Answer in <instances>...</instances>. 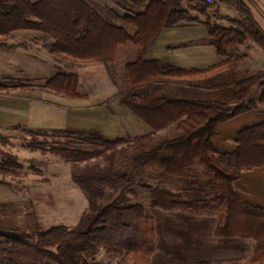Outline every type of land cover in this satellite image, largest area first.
I'll use <instances>...</instances> for the list:
<instances>
[{
	"label": "trees",
	"instance_id": "trees-1",
	"mask_svg": "<svg viewBox=\"0 0 264 264\" xmlns=\"http://www.w3.org/2000/svg\"><path fill=\"white\" fill-rule=\"evenodd\" d=\"M111 1L124 11L116 15L123 25L110 21L86 0H0L2 47L24 46L5 42L12 32L38 31L52 38L48 49L52 56L78 64L100 62L111 69L112 76L118 49L127 44L134 47L135 58L124 64L126 87L120 89L113 79L120 103L151 129L131 140L109 139L95 130L29 131L58 138L52 144L35 139L30 147L48 150L70 163L71 177L88 206L72 227L28 231L0 216V264H88L87 259L100 250L119 254L116 264H150L155 247L152 231L148 235L141 229L145 206L129 203L127 196L136 195L137 175L176 184L172 191L142 181L150 208L214 215L218 219L215 236L252 240L248 261L264 264V207L240 201L234 190L242 171L264 165V123L238 132L232 153L216 152L212 143L220 123L264 104V71L239 77L236 70L247 55L231 50L249 39L264 51V31L244 0H219L233 5L239 14V18H228V26L211 21L208 9L213 0H147L143 9L134 8L141 0ZM183 22L205 25V42L223 59L191 70L164 60H147L161 30ZM126 25L133 28L132 33ZM171 84L178 87L174 90ZM76 86V75L69 73L57 74L42 88L84 98ZM0 90L6 87L0 84ZM170 128L174 131L170 136L156 137V132ZM93 159H103L107 165L100 167L91 163ZM19 167L9 155L0 160V175H17Z\"/></svg>",
	"mask_w": 264,
	"mask_h": 264
},
{
	"label": "crops",
	"instance_id": "crops-1",
	"mask_svg": "<svg viewBox=\"0 0 264 264\" xmlns=\"http://www.w3.org/2000/svg\"><path fill=\"white\" fill-rule=\"evenodd\" d=\"M86 1L116 25H123L116 15L122 16L124 11L111 0ZM244 1L264 31V0ZM146 2L141 0L134 8L143 9ZM125 27L128 32H133L132 27ZM207 36V28L201 23L183 22L164 28L149 49L146 59L164 60L184 70L206 68L223 59L212 45L205 42ZM5 42L24 46H0V80H11L14 81L11 86L23 84L29 88H16L10 94L0 95V128H21L33 132L95 130L106 138L125 140L151 133L147 125L120 103L119 87L109 71L111 69L105 64H78L56 58L48 51L53 43L52 38L38 31L18 30L12 32ZM127 46L120 47L118 52ZM69 73L76 75V91L84 98H72L42 88L57 74ZM176 86L169 85L174 90ZM261 123H264V104L220 123L212 142L214 150L219 153L234 152L238 132ZM59 183L67 184L73 191V204L70 203V206L77 210L73 220L63 223L72 227L88 204L82 209L84 194L71 174L55 184ZM234 190L240 201L264 207V165L242 171L234 182ZM148 208L155 220V250L150 256L151 264L239 259L249 257L253 251L254 242L250 239L215 236L218 219L214 215H192Z\"/></svg>",
	"mask_w": 264,
	"mask_h": 264
},
{
	"label": "rangeland",
	"instance_id": "rangeland-1",
	"mask_svg": "<svg viewBox=\"0 0 264 264\" xmlns=\"http://www.w3.org/2000/svg\"><path fill=\"white\" fill-rule=\"evenodd\" d=\"M208 13L213 23L227 26L231 25L228 18H239V14L233 5L219 0H213ZM216 15H218V18ZM130 33H132V30ZM231 50L247 55L236 70L239 77L264 71V51L253 41L248 39L244 44L235 45ZM135 54V48L128 44L127 47L118 52L112 65V73L120 89L126 87L124 64L133 60ZM13 83L14 81L11 80H0V84L6 87V90H0V95H7L15 90L11 86ZM172 133L174 131L170 128V130L160 132L156 137L170 136ZM35 139L39 142L45 141L52 144L58 138L50 133L32 134L27 129L0 128V160L11 155L20 164V167L16 169L17 175H0V181L3 182L0 183V216L9 219L8 224L18 228H28V231H32L36 227L46 229L49 226L52 227V225L62 224L68 226L63 223L73 220L77 210L70 206L71 200H73V191L70 190L67 184L59 183L60 185H56L55 183L61 181L62 177L71 174L70 163L48 150L42 152L39 149L30 147L31 141ZM123 145L124 143L117 144L116 147L120 148ZM91 163H97L100 167L107 165V162L103 159H93ZM43 177H48L49 181ZM142 181L153 185L158 184L172 191H176L177 187L174 181L159 183L156 179H145L141 175H137L133 184L136 195L127 194L129 203L139 202L147 207L145 210L146 218L141 229L148 235L152 231L154 242L155 220L149 212V196L140 187ZM81 203L82 209L88 204L84 195ZM58 222L61 223L58 224ZM119 258V254H110L105 250H100L96 256L88 258L87 262L88 264H116ZM232 260V262H224L223 264H250L248 257ZM174 264L182 263L175 262Z\"/></svg>",
	"mask_w": 264,
	"mask_h": 264
}]
</instances>
